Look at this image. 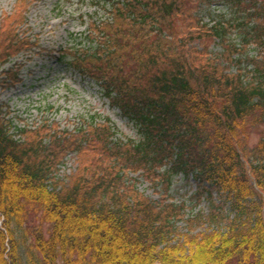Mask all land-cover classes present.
Wrapping results in <instances>:
<instances>
[{
  "label": "trees",
  "instance_id": "1",
  "mask_svg": "<svg viewBox=\"0 0 264 264\" xmlns=\"http://www.w3.org/2000/svg\"><path fill=\"white\" fill-rule=\"evenodd\" d=\"M206 1L107 0L98 46L75 63L139 141L110 140L108 124L61 134L40 124L16 139L0 105V264H264V0H227L237 16L211 26ZM24 19L0 26V60L29 43ZM68 150L84 160L60 188L53 173ZM180 173L206 207L173 199Z\"/></svg>",
  "mask_w": 264,
  "mask_h": 264
},
{
  "label": "rangeland",
  "instance_id": "2",
  "mask_svg": "<svg viewBox=\"0 0 264 264\" xmlns=\"http://www.w3.org/2000/svg\"><path fill=\"white\" fill-rule=\"evenodd\" d=\"M201 6L200 16L210 26L222 20L232 22L237 16L236 7L227 0L206 1ZM109 8L107 0H0V26L22 13L25 21L21 36L29 42L7 60H0L1 110L4 119L13 124L16 139L24 138L19 129H36L40 124H48L53 134L108 124L114 133L110 140L139 141L141 131L135 123L112 105L91 73L75 65L78 57H85L98 46L96 23L110 18ZM229 35L233 41L240 40L235 29ZM211 44L210 49L222 50L218 40ZM249 130L248 146L253 147L260 141L263 127L250 126ZM83 160L75 150L65 152L53 173L60 188L69 184ZM132 175L147 196L160 197L144 177ZM172 184L173 199L185 201L189 212L207 206L191 201L197 187L192 176L176 174ZM2 219L0 215V226Z\"/></svg>",
  "mask_w": 264,
  "mask_h": 264
}]
</instances>
